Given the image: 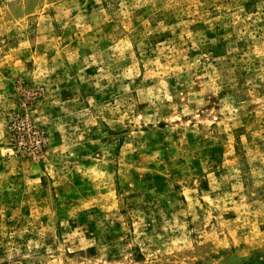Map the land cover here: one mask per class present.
Returning <instances> with one entry per match:
<instances>
[{
	"label": "rangeland",
	"instance_id": "obj_1",
	"mask_svg": "<svg viewBox=\"0 0 264 264\" xmlns=\"http://www.w3.org/2000/svg\"><path fill=\"white\" fill-rule=\"evenodd\" d=\"M0 264H264V0H0Z\"/></svg>",
	"mask_w": 264,
	"mask_h": 264
}]
</instances>
